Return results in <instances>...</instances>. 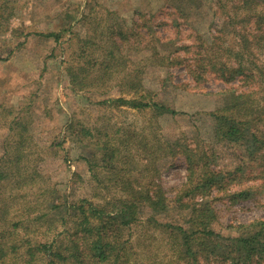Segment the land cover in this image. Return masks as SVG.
<instances>
[{"label": "rangeland", "instance_id": "374dc122", "mask_svg": "<svg viewBox=\"0 0 264 264\" xmlns=\"http://www.w3.org/2000/svg\"><path fill=\"white\" fill-rule=\"evenodd\" d=\"M258 13L264 14V0H0V156L22 133L30 167L60 201L65 195L106 203L121 192L127 196L123 182L149 178L173 202L158 218L175 223L179 211L172 206L187 167L181 154L162 157L165 140H177L178 149L181 143L197 147L215 171L246 165L240 145L214 137L210 112L230 88L252 91L264 104ZM51 31L59 40L41 35ZM240 47L242 57L234 58ZM210 59L222 63L220 71ZM239 65L243 73L228 72ZM73 70L78 81L87 72L93 79L71 81ZM140 92L176 112L155 116L149 108L106 101ZM106 136L121 141L110 162L102 159ZM244 170L242 177L227 176L226 196L211 193L221 195L213 228L224 235L232 233L229 225L264 218L261 180L249 165ZM246 186H252L249 199H228ZM128 232L138 264H170L166 236L143 223L126 228L123 237Z\"/></svg>", "mask_w": 264, "mask_h": 264}, {"label": "trees", "instance_id": "16d2710c", "mask_svg": "<svg viewBox=\"0 0 264 264\" xmlns=\"http://www.w3.org/2000/svg\"><path fill=\"white\" fill-rule=\"evenodd\" d=\"M257 17L259 38L264 40V14L258 13ZM41 35L55 41L61 36L52 31ZM240 49L233 51L234 58L242 57ZM208 62L213 68L222 64L211 59ZM230 70L231 75L243 73L241 65ZM70 75L71 81L84 84L93 79L89 72L80 81L76 70ZM244 77L252 80L256 76L246 73ZM258 77L264 80V73ZM136 85H140V80ZM135 86L132 83V87ZM252 95L249 90H225L223 104L210 114L214 120V137L242 147L243 163L245 167L249 165L251 176L260 178L261 193L264 192V159L261 158L264 104L260 105ZM148 99L140 92L138 96L106 101L138 110L149 108L155 116L176 112L155 99ZM25 141L20 133L11 152L0 156V264H138L131 233L128 232L126 238L122 235L134 223H143L146 229L166 236L170 244V264H264V218L229 225L228 229L233 231L227 235L213 228L217 218L214 203L221 195L212 197L211 193L217 190L226 196L227 176L242 177L245 167L241 164L230 170L232 172L215 171L209 167L206 153L197 147L181 143L178 149L177 140H165L162 157L181 154L187 167L180 196L175 197L172 206L179 211L180 219L172 223L158 218L170 213L171 200L164 189L149 178L135 184L123 182L122 191L127 196L122 197L120 191L119 198L106 203L95 204L84 198L69 200L65 195L60 201L41 171L30 167L31 158L28 161L27 157L31 154L26 150ZM120 143L106 136L102 141V159L112 161ZM213 159L216 161L215 155ZM253 164L258 165L253 167ZM224 188L227 192L222 191ZM251 189L252 186H246L228 193V199H249Z\"/></svg>", "mask_w": 264, "mask_h": 264}]
</instances>
